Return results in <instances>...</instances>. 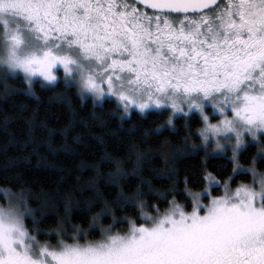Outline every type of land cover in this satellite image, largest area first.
I'll return each mask as SVG.
<instances>
[{"label": "snow or ice", "instance_id": "6c2138e0", "mask_svg": "<svg viewBox=\"0 0 264 264\" xmlns=\"http://www.w3.org/2000/svg\"><path fill=\"white\" fill-rule=\"evenodd\" d=\"M0 16L12 17L16 32L24 28L43 51L20 62L24 71L51 82L62 67L82 94L116 97L125 113L154 105L187 116L195 109L205 124L203 142L207 133L235 137L233 172L241 168L243 133L255 139L264 131V0H0ZM12 40L21 42L18 34ZM209 98L222 117L218 124L197 102ZM215 182L223 197L188 192L190 201L173 198L163 209L157 201L146 210L139 186L136 195L121 192V210H138L120 218L126 227H113L117 217L105 202L92 218L100 239L86 233L80 243L73 235L60 251L42 248L41 255L54 264H264V200L247 187L233 194L226 182ZM105 214L113 220L108 227L100 223ZM0 249V264H33L2 232Z\"/></svg>", "mask_w": 264, "mask_h": 264}, {"label": "trees", "instance_id": "16d2710c", "mask_svg": "<svg viewBox=\"0 0 264 264\" xmlns=\"http://www.w3.org/2000/svg\"><path fill=\"white\" fill-rule=\"evenodd\" d=\"M25 92L19 77H0V194L20 186L31 192L34 205L42 209V239L57 231L77 239L86 233L89 240L100 239V232L92 231L97 228L92 218L105 202L117 221L128 214L138 216V210L133 213L129 207L125 212L117 204L121 192L136 195L137 186L147 210L157 201L163 209L173 198L184 204L191 199L188 192L200 194L209 187L217 196L215 181L231 180L234 187L238 181L250 182L249 174H234L228 157L201 148L198 114L176 118L170 129L164 127L166 111L144 115L133 111L123 117L113 100L83 103L77 91L62 82L43 88L37 83L35 97ZM259 140L264 146V136ZM260 149L247 145L239 155L241 167L256 160L264 169ZM207 173L215 180L205 181ZM113 178L119 185L112 183ZM105 217L104 227L113 224L108 214L100 221ZM65 222L80 232H68Z\"/></svg>", "mask_w": 264, "mask_h": 264}, {"label": "clouds", "instance_id": "9594fccd", "mask_svg": "<svg viewBox=\"0 0 264 264\" xmlns=\"http://www.w3.org/2000/svg\"><path fill=\"white\" fill-rule=\"evenodd\" d=\"M5 25H7V31L5 30ZM13 34H18L21 41L19 44L13 42ZM42 54L43 51L40 45L31 39L30 34L24 28H21L18 33L16 32V23L13 21L12 17L0 16V77L10 80H15L19 77L24 82L25 94L32 97L36 95L37 83L43 88L61 83L63 80L67 86L77 91V95L82 97L83 103H88L89 100L94 99V97L86 91L82 94L74 78L63 76L61 71L57 73L56 69L59 66L53 70L56 79L51 82L41 79L39 75L24 71L20 66V62L26 61L33 56L39 57ZM73 76H75V73ZM174 120L175 116H173L170 125L175 124ZM218 121L219 120H216V124H218ZM208 122L210 124L213 123L210 119ZM201 127H203V123ZM198 134L200 135V132ZM207 135L209 139L201 145V148L206 153L222 156L230 152L232 156V149L235 146V137L231 133L216 136L215 139L212 138L211 133H207ZM217 143H219L220 147H217ZM243 146L244 144L237 149V158ZM244 167L247 169L254 168L256 176L264 177V169L257 167L256 160L250 161L249 165ZM262 181L264 180L260 181L258 188H255V190L251 184H246L244 182L238 183L235 187H247L253 192L259 193L261 199L264 200V183H262ZM148 210L151 211V208ZM41 215L42 209L34 205L31 192L23 186L14 190H7L4 194H0V232H2L6 238L10 235L11 242L16 252L20 253L22 257H26L27 260L32 261L33 264H41V261H43V264H54L51 257L48 255H41V249L47 248L50 252H58L60 251L61 241L67 242L71 240L72 237L65 236L64 232H59V235H57V232H53L51 236L45 235L42 239V233L40 231ZM106 221L107 217L100 221V223L103 224ZM119 224L120 221H117L113 227L115 228ZM80 227L83 228L84 225H80ZM65 229L70 233L76 231V228L69 227L66 222ZM92 231L99 232V228H93ZM21 233H24V235L22 236ZM89 235H91V233H89ZM52 237H55V239ZM78 239L84 240V236L81 235ZM2 254L3 250L0 249V255Z\"/></svg>", "mask_w": 264, "mask_h": 264}, {"label": "rangeland", "instance_id": "374dc122", "mask_svg": "<svg viewBox=\"0 0 264 264\" xmlns=\"http://www.w3.org/2000/svg\"><path fill=\"white\" fill-rule=\"evenodd\" d=\"M56 71H57V73H60V71L63 73V71H62V67H60V68L58 67V68L56 69ZM54 75H55V72H54ZM63 76H65L64 73H63ZM41 79H43V78L41 77ZM61 82L64 83L63 80H62ZM53 85H55V84H53ZM51 86H52V85H51ZM106 99H107V100H113V101L116 103L117 107L120 108V110H122V116H123V117H128V116L131 114V112H133V111H136V112H138V113H140V114H142V115H144V114H146V113H148V112H162V111H166V112H168V114H169L168 119L171 118V120H172L173 116H175V119H176V118H179V117H184V118L186 117V118H187V117H189L190 115L198 114L199 117H200L201 120H202V123H203V127L201 128V130H203V129L205 128V124H204V121H203L202 117L200 116L199 112H197L195 109H192L191 111H189L187 116L183 115L182 113H176V114H173L172 110H171L170 108H168V107H162V108L157 109L154 105L150 106V107H149L148 109H146L143 113H141V112L139 111V109H138V108H135V107H130L129 112H128V113H125L124 110H123V106H122V104L117 100L116 97L106 95V96H105L101 101H99V102L95 101L94 99H92V101L95 102L96 104H100L102 101H104V100H106ZM197 102L201 103L203 112L205 113V115H208V117H209V119H210L211 121H213L212 124H215V123H216V120H219V119L222 118L221 115H220V113H218V112L212 107V103H213L214 101H213L211 98H209L208 100H203V99H201V100H199V101H197ZM183 106H184L185 109H186V105H183ZM217 106L219 107V105H217ZM228 114L231 115L230 112H228ZM212 118H214V119L212 120ZM164 127H167V128L173 129V128H174V125H170V124H168V121H167V123L165 124ZM201 130H200V131H201ZM200 131H199V132H200ZM262 136H264V131H258V132L256 133V138H255V139H253L252 136H251L248 132L243 133V139H244L245 142H244V146H243L242 150L239 151V155H240V153L246 148V146L249 145V144H250V145H257L258 148H264V146L261 144V142H260V140H259L260 137H262ZM202 142H203V141H202ZM260 154H261V156L264 157V155H262L261 152H260ZM239 155H238V158H237V159H239ZM222 156H226V157H228V158L232 161V159L230 158V156H231L230 152H229V153H225V154L222 155ZM238 161H239V160H238ZM240 172H242V173H247V174L250 175V176H249V177H250V182H249V183H246V184H251V185L253 186L254 190H255V188H258V185H259L260 181H261V180H264V177H260V176H255V177H253V176L251 175V173L248 172L247 168H245V167H244V168H243V167L238 168V169L234 172V174H236V173H240ZM241 182H242V181H238V183H241ZM226 183H227V185H228V188H229V189L232 191V193L234 194L237 188L231 185V180L226 181ZM212 186H213V187L215 186V188L218 189V195H217V196H213V195H212V197H208V196H207V194L210 192V190H209L210 187L207 189V191H204V193H200V194H201L203 197H206V196H207L209 199H211V198H220V197H223V196L225 195V188L222 186V184H217L216 182H214V183H212ZM69 243H72V242H69Z\"/></svg>", "mask_w": 264, "mask_h": 264}]
</instances>
